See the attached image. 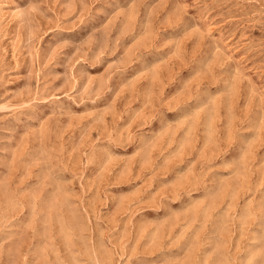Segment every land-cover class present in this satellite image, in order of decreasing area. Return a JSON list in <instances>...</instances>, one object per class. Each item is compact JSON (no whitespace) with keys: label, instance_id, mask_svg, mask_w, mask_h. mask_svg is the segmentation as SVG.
<instances>
[{"label":"rangeland","instance_id":"obj_1","mask_svg":"<svg viewBox=\"0 0 264 264\" xmlns=\"http://www.w3.org/2000/svg\"><path fill=\"white\" fill-rule=\"evenodd\" d=\"M0 264H264V0H0Z\"/></svg>","mask_w":264,"mask_h":264}]
</instances>
